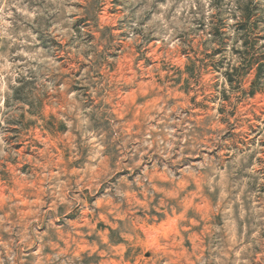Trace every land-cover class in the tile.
<instances>
[{
  "label": "clouds",
  "instance_id": "obj_1",
  "mask_svg": "<svg viewBox=\"0 0 264 264\" xmlns=\"http://www.w3.org/2000/svg\"><path fill=\"white\" fill-rule=\"evenodd\" d=\"M0 264H264V0H0Z\"/></svg>",
  "mask_w": 264,
  "mask_h": 264
},
{
  "label": "rangeland",
  "instance_id": "obj_2",
  "mask_svg": "<svg viewBox=\"0 0 264 264\" xmlns=\"http://www.w3.org/2000/svg\"><path fill=\"white\" fill-rule=\"evenodd\" d=\"M162 228H164L165 226L164 225H161ZM150 256V253H145V260H147Z\"/></svg>",
  "mask_w": 264,
  "mask_h": 264
}]
</instances>
